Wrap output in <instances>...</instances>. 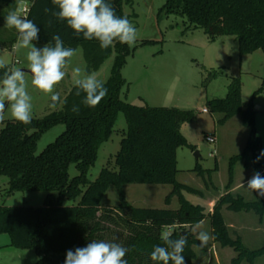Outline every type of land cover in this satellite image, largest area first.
<instances>
[{"label": "trees", "instance_id": "trees-1", "mask_svg": "<svg viewBox=\"0 0 264 264\" xmlns=\"http://www.w3.org/2000/svg\"><path fill=\"white\" fill-rule=\"evenodd\" d=\"M20 1L24 0H0V30L5 29V17L10 11H17ZM26 1L30 5L25 16L40 30L39 41L33 43L54 46L52 37L59 35L65 47L82 49L87 73L99 70L113 52L116 57L105 83L107 95L97 106L85 105L86 94L80 91L77 95L78 89L73 86L64 98L60 97L57 109L46 116L33 117L29 124L15 119L3 122L4 126L0 128V177L8 178V194L35 191L47 192V196L39 207L0 204V233L9 234L14 247L34 249L39 257L35 264L63 261L65 259L58 257L65 258L68 250L84 247L94 240L115 242L127 248L124 257L127 264H162L152 261L150 254L154 246H164L161 235L169 230L172 239L188 235L182 255L185 264H194L198 257L195 247L200 246V241L191 228L209 218L211 233L215 237L213 241L238 252L232 264H239L244 259L254 262L263 256L264 246L250 250L239 236H231L225 222L224 208L235 212L253 211L261 221L264 217V198L247 201L232 191V167L225 193L215 202L212 211L207 212L204 206L195 205L184 196V192L203 196L201 190L177 180V151L188 145L180 127L192 120L194 112L148 104L138 106L123 100L121 91L127 82L122 69L132 53L131 46L115 41L113 46L102 49L98 40H85L82 34L76 36L66 21L54 17L52 13L58 12L59 8L52 0ZM106 2L119 17H126L124 5L131 4V0ZM45 9L50 11L46 13ZM160 15L185 17L191 27L201 28L211 41L222 36H235L241 56L257 51L264 53V0H167ZM13 29L15 31L6 36L0 32V43L11 46L17 42L18 32ZM153 42L143 40L141 45ZM8 69V66L0 68V80ZM224 73L223 68L211 71L206 82ZM241 88V80L233 77L227 96L207 103L210 111L224 115L220 123L241 115L244 125L250 128L247 145L241 154L232 158V164L247 159L250 154L258 157L263 151L256 128L254 97L244 105ZM259 91L261 89L255 94ZM74 107L78 111H73ZM120 113L125 115L127 130L114 167H104L97 179L91 181L89 171L97 161L101 145L113 135ZM58 125H63L65 130L37 154L42 135ZM261 159L264 160V156ZM72 165L79 172L75 177L70 176ZM194 171L200 176L211 173L200 163L196 164ZM132 183L172 185L166 204L177 197L180 207H136L126 199L123 191L126 184ZM111 186L119 191V203L102 207ZM67 200H78V203L66 205Z\"/></svg>", "mask_w": 264, "mask_h": 264}, {"label": "rangeland", "instance_id": "rangeland-1", "mask_svg": "<svg viewBox=\"0 0 264 264\" xmlns=\"http://www.w3.org/2000/svg\"><path fill=\"white\" fill-rule=\"evenodd\" d=\"M167 0H131L124 5L127 19L137 29V39L131 45L132 53L122 69L126 85L122 88L121 98L130 104L153 107L179 108L192 110L194 117L190 122L181 125L180 130L188 141L187 146L177 151L178 175L177 180L185 185L199 189L203 196L184 192L187 200L195 205H202L207 212L212 211L215 202L225 193L229 182L230 169L233 168V187L235 194L242 195L247 201H254L259 196L247 188V181L255 171L264 176V160L250 154L247 159L232 164L234 156L241 154L249 138L250 128L244 125L241 115H235L225 123H220L222 113L212 112L207 103L212 99H223L227 96L231 78L241 80V94L244 105L253 99L256 114V128L262 139L264 151V53L257 51L241 56L239 44L235 36H222L211 41L201 28H193L187 19L180 15H160V9ZM29 6L26 0L20 1L17 13L24 17L23 6ZM3 8V6H1ZM15 31L5 27L0 30L3 36ZM143 40H153V43L141 45ZM0 43V62L8 68L16 67L25 71L28 81V92L32 96L33 117L41 118L57 108L50 107L51 97L31 86V74L28 72L26 60L27 49L16 50L14 45ZM43 47L44 43H35ZM116 53L107 58L101 68L94 73L98 78L107 81L111 75ZM81 67L86 72V63L81 48L71 59L66 69V76L55 91L64 98L74 86L71 79V69ZM224 70L223 75L206 82L209 73L214 70ZM93 73V72H92ZM255 94L258 90H260ZM5 120L10 117L8 102H5ZM205 109L207 111H205ZM3 121V122H4ZM0 122V128L4 123ZM65 130L58 125L42 135L38 142L37 154ZM127 130L125 115L120 113L111 138L104 142L98 153L95 165L89 171V179L95 181L104 167H114L116 154L120 150L121 141ZM208 136H215L216 143H210ZM196 152L199 156H196ZM197 163L203 169L210 170L200 176L194 171ZM70 176L78 175L75 165L70 167ZM8 178L0 177V204L10 207L42 206L47 192L25 191L9 195L7 192ZM173 187L169 184H126L123 187L126 199L136 207L178 209L179 200L174 197L166 204V197ZM119 191L111 186L102 202V207L115 206L119 203ZM66 201V205L76 204ZM223 216L230 228L231 236H239L246 247L259 249L264 246V217L253 211H230L223 209ZM199 231L210 235V219H205ZM189 228V227H187ZM169 231V230H166ZM165 231V232H166ZM192 231V228H191ZM196 235V233H194ZM198 257L194 264H232L238 256L233 248L222 247L212 240L206 247H195ZM38 255L34 249L17 248L12 245L7 233H0V264H35ZM66 259V257H58ZM53 264H65V260ZM239 264H264V255L254 262L247 259Z\"/></svg>", "mask_w": 264, "mask_h": 264}, {"label": "clouds", "instance_id": "clouds-1", "mask_svg": "<svg viewBox=\"0 0 264 264\" xmlns=\"http://www.w3.org/2000/svg\"><path fill=\"white\" fill-rule=\"evenodd\" d=\"M59 8L52 15L59 20L66 21L74 30L76 36L83 35L85 40H98L102 49L113 46L115 41L122 44L133 45L137 39V29L127 19L116 15L114 8L106 0H52ZM45 9V12H49ZM5 23L9 28H15L18 32L16 50L27 49L26 60L31 74V86L36 90L50 95L55 108L60 101V93L55 91L56 86L66 76V69L71 59L76 55L77 49L65 47L59 35H54V46L48 44L37 47L34 41H39L38 26L26 16L21 17L16 11H10L5 17ZM51 23V22H50ZM6 65L0 62V68ZM73 85L78 89L77 95L83 91L85 99L83 103L89 107H95L107 95L105 81L98 78L96 73H87L81 67L71 69ZM10 108V117L16 121L29 124L33 119L32 96L28 92V81L24 70L11 67L0 80V122L5 120V102ZM73 111H78L74 107ZM264 156V151L256 158L255 162ZM247 188L254 191L260 198H264V176L255 171L247 181ZM201 226L197 222L192 227L196 238L200 241V247H206L215 237L206 231L197 229ZM161 240L164 246H154L150 258L154 262L162 264H185L182 255L188 243V235H179L172 239V232L162 233ZM128 249L119 243L91 241L84 247L66 252L65 264H127L124 259Z\"/></svg>", "mask_w": 264, "mask_h": 264}, {"label": "built area", "instance_id": "built-area-1", "mask_svg": "<svg viewBox=\"0 0 264 264\" xmlns=\"http://www.w3.org/2000/svg\"><path fill=\"white\" fill-rule=\"evenodd\" d=\"M22 12L24 13V17H25V15H26L27 12H28V7H27V6L24 7V8L22 9ZM205 111H207V110L205 109ZM207 140H208L210 143H216V142H217V139H216L215 136H208V137H207Z\"/></svg>", "mask_w": 264, "mask_h": 264}, {"label": "water", "instance_id": "water-1", "mask_svg": "<svg viewBox=\"0 0 264 264\" xmlns=\"http://www.w3.org/2000/svg\"><path fill=\"white\" fill-rule=\"evenodd\" d=\"M29 73H30V71H28ZM196 156H199V153L198 152H196Z\"/></svg>", "mask_w": 264, "mask_h": 264}, {"label": "crops", "instance_id": "crops-1", "mask_svg": "<svg viewBox=\"0 0 264 264\" xmlns=\"http://www.w3.org/2000/svg\"><path fill=\"white\" fill-rule=\"evenodd\" d=\"M27 5L23 6V7H26Z\"/></svg>", "mask_w": 264, "mask_h": 264}]
</instances>
